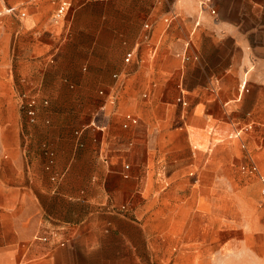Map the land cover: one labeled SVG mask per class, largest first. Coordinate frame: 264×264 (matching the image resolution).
Segmentation results:
<instances>
[{"label":"crops","instance_id":"crops-1","mask_svg":"<svg viewBox=\"0 0 264 264\" xmlns=\"http://www.w3.org/2000/svg\"><path fill=\"white\" fill-rule=\"evenodd\" d=\"M31 1L8 5L2 13L21 18L25 8L37 12L44 3L37 0L27 6ZM60 3L66 6L65 13L55 21L52 13ZM110 3L106 33L73 20L55 36L61 39L50 58L51 71L55 69L53 94L73 85L81 94L98 88L99 105L89 121L75 126L64 116H46L48 109L34 104V119L24 123L21 150L8 160L0 157V168H10L15 176L9 193L0 186V264H21L22 260V264H147L146 221L135 216L136 201L145 202L140 198L147 186L145 155L138 147L137 166L123 163L118 142L138 123V116L119 106L131 105L130 98L143 89L151 94L167 91L163 63L179 57L185 60L180 77L189 113L200 105L203 121L211 118L236 128L252 127V133L264 140V0ZM68 5V0H55L51 22L63 20ZM141 14L149 21L139 25L135 22ZM159 15H165L162 27ZM28 25L27 20L14 25L16 54ZM32 30H39L38 24ZM127 50L133 56L124 62ZM199 71L202 82L188 84ZM72 79L79 81L72 83ZM178 86L182 88L181 82ZM178 96L186 102L181 91ZM231 96L233 103L228 107ZM124 113L134 115L137 122L122 127ZM247 132L231 135L244 150L237 168L259 178L264 196V171L246 149L243 135ZM232 258L233 264H264V238L245 246L235 244ZM200 264L209 262L203 258ZM217 264L230 263L224 259Z\"/></svg>","mask_w":264,"mask_h":264},{"label":"rangeland","instance_id":"rangeland-1","mask_svg":"<svg viewBox=\"0 0 264 264\" xmlns=\"http://www.w3.org/2000/svg\"><path fill=\"white\" fill-rule=\"evenodd\" d=\"M22 1L0 0V12H4L6 6ZM36 1L27 3V6ZM43 2L37 12L25 8L21 18L9 13L1 15L2 161L8 160L14 151L21 150L24 123L27 121V98L35 100L36 108L48 109L46 116H64L75 126L88 122L99 105L96 86L84 94L76 93L74 85L65 88L64 93L53 94L55 79L51 77L55 69L51 71L53 63L50 58L61 39L55 36L61 35L66 24L70 25L73 20L91 30L100 27L106 33L111 14L110 0H68L66 15L56 24L50 19L55 0ZM77 8L80 9L74 11ZM164 16H158L160 27L164 26L161 21ZM137 17L136 24L149 21L146 14ZM26 20L30 29L21 33L23 37L17 55L13 28ZM37 24L39 30H32L33 25ZM185 64L180 57L163 63L161 72L167 76L164 79L169 83L167 91L151 94L148 88L143 89L130 98L131 105L119 106L136 114L138 123L119 140L118 149L122 153L123 163H128V167L137 166L138 147L145 155L147 186L144 195H140L145 202L136 201L135 216L146 221L149 242L146 248L147 264H200L203 258L209 264H217L224 259L233 264L235 244L245 246L264 238L261 182L257 176L241 173L237 168L244 150L231 136L237 127L235 124L211 118L203 121L200 105L189 113L190 103L183 88V77H180ZM25 71H29V78L25 77ZM202 80L199 71L187 83L192 85ZM78 81L71 80L72 83ZM179 81L182 88L178 86ZM143 91H149L147 97H141ZM180 91L186 100L183 105L178 96ZM233 99L234 96H231L226 104L228 107L232 106ZM107 117L115 120V115L109 114ZM252 132L251 127L243 135L245 146L251 158L264 171V140H259ZM12 179L15 176L10 168L2 166L0 186L4 187L6 194L12 186ZM11 209L6 208V211ZM1 216L5 217V214ZM1 229L0 246L3 241ZM157 258H161L160 261ZM24 262L22 260L21 264ZM241 262L246 263L244 260Z\"/></svg>","mask_w":264,"mask_h":264},{"label":"built area","instance_id":"built-area-1","mask_svg":"<svg viewBox=\"0 0 264 264\" xmlns=\"http://www.w3.org/2000/svg\"><path fill=\"white\" fill-rule=\"evenodd\" d=\"M203 2H209V0H203ZM65 8L66 6L63 3H60L56 6V8L54 9L53 13H52V18L53 20H58L60 18L63 17L64 13H65ZM211 12H213L212 10H210ZM164 22H167V18L163 19ZM144 26H146V24H144ZM132 50H127L124 53L123 56V61L124 62H129L130 59L132 58L133 54H132ZM99 93H101V91H99ZM182 104H184V101H181ZM34 104H35V100L32 97H29L26 99L25 102V113L27 115V118L29 121H32L34 119ZM137 122V118L130 114V113H124L123 114V122L121 123L122 127H127L129 124H135ZM248 130V126H241L238 127L234 130V136H238L239 134H241L242 132H246ZM127 165H124V168H126ZM251 171H253L254 166L249 167ZM241 170H244L245 167L244 165L240 166ZM124 176H126V174H123ZM264 179V177L262 178ZM121 208H123V206H121Z\"/></svg>","mask_w":264,"mask_h":264}]
</instances>
